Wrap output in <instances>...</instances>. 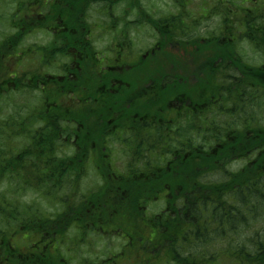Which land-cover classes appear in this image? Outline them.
I'll list each match as a JSON object with an SVG mask.
<instances>
[{
  "label": "trees",
  "instance_id": "1",
  "mask_svg": "<svg viewBox=\"0 0 264 264\" xmlns=\"http://www.w3.org/2000/svg\"><path fill=\"white\" fill-rule=\"evenodd\" d=\"M96 2L134 12L143 6L142 0H80L84 22ZM47 4L0 0V22L6 23L0 34V264H68L52 261L64 254L63 247L115 230L126 244L102 264L122 259L126 264H264V133L255 139L259 154L253 164L231 165L220 160L222 148L213 149L222 134L210 144L203 133L193 132L198 107L169 115L161 110L166 98L142 99L139 92L128 105H100L101 113L118 111L119 120L127 117L132 127L126 165L110 168V157L99 151L107 121L97 122V104L87 92L79 94L77 68L71 72L76 79L65 70L78 57L29 39L46 25ZM213 5L218 19L212 30L206 16L190 19L184 10L157 16L140 12L154 30L155 44L124 72L134 88L135 82L162 78L173 82L166 89L174 84L180 93H191V102L205 103L201 82L213 78L212 52L240 56L245 63L240 52L230 50L235 39L241 49L243 42L264 48V15L253 2L215 0ZM127 13L111 24L124 26ZM83 28L79 66L102 55L84 39L87 24ZM122 39L134 42L130 35L117 40ZM260 69L251 71L254 78L262 79ZM152 93L159 94L158 87ZM165 154L170 156L163 159ZM163 188L168 196L160 203Z\"/></svg>",
  "mask_w": 264,
  "mask_h": 264
},
{
  "label": "flooded vegetation",
  "instance_id": "2",
  "mask_svg": "<svg viewBox=\"0 0 264 264\" xmlns=\"http://www.w3.org/2000/svg\"><path fill=\"white\" fill-rule=\"evenodd\" d=\"M253 2V9L261 12V3L259 0H249ZM47 2V1H46ZM48 0V20L44 28L40 31H44L45 35H48V39L44 40L45 44L49 46L52 52L57 54H69L78 57V61L71 62L65 70H71L67 73V76L72 79L77 78V85L80 88L79 94L84 97L87 92L86 97H91L92 100L97 104L98 110L94 113L100 122L102 119L107 121V123H112V117H116V123L113 128H109L105 131L106 136L100 147L99 151L102 153L105 159L110 157L108 166L111 168L122 169L126 165L127 157L126 152L131 147V139L128 136L129 131L132 129L127 117L124 120H119L118 111H112L108 113L100 112V105L109 101H121L126 102L136 97L134 95L140 94V98H146L148 100H156L159 98H166V106L162 107V113L169 115H178L185 110H193L198 107L199 112L198 117L192 123L193 132L202 133L204 130H209L213 136L210 144L216 143V135H220V144H214L213 149L222 148V157L220 160L229 161L231 165L237 163V165H245L249 163H254L259 154V148L255 145V139H258L260 133H264V62L261 65L263 74L262 79L258 77H253L255 74L252 69H248L250 72L245 74L244 70L249 66V63L245 60V63L241 60L240 56H234L226 52H219L220 55H214L212 52L211 66L214 68V73H212L213 78H209L207 82H201L203 87V96L205 103L195 104L191 102V93L185 94L180 93L178 88L165 86L173 82H164V79L160 78V82H135L137 83L131 85L125 78L124 72L127 70L129 72L136 62L138 55L141 54L143 57L146 55V51L139 52V54H133V43L123 40V43L118 42V38L129 36L128 33L121 31L118 27H115L111 33V46L107 47L101 45V48H97V41L100 38L92 37V28L90 23L103 22L101 19L97 20L99 17L96 14L99 13L98 7H102L100 16H107L109 19L114 18L115 14L112 12L111 6H106L102 2H96L94 8L87 15V21L84 22L83 9L80 0ZM120 6V5H119ZM242 4H240V7ZM236 13L237 8H233ZM230 10L231 12L233 11ZM106 12L107 14H104ZM53 16V17H50ZM114 21V20H113ZM132 22V21H131ZM87 24V32L84 36L86 40H92V45L102 53V58L88 57L89 64L85 61L82 66H79V61L84 54L81 39L83 38L84 28L83 25ZM107 24V23H106ZM113 28L116 25L110 24ZM93 27V26H92ZM105 29L106 26H103ZM237 35V34H236ZM115 39H114V38ZM239 41L243 38L240 35ZM44 38V35H43ZM117 40V41H116ZM225 39L224 41H226ZM235 39L234 46L230 49L232 52L238 54L239 52L242 56H252L255 53H259L264 60V48L262 50H257L255 45L257 42L248 44L243 42V48H238ZM244 43L252 48L254 51H247ZM92 47V46H90ZM91 53L86 50V54ZM231 56V58H230ZM93 62H92V61ZM96 60V61H95ZM262 60V61H263ZM104 62L103 64H100ZM191 65V63H189ZM77 68L76 78L72 70ZM181 69V67H179ZM118 74L117 78L116 75ZM51 75H49L50 77ZM64 75L58 76L61 80ZM121 79V80H120ZM128 81V82H127ZM168 81V80H167ZM196 82H191V87L195 85ZM159 85V86H158ZM156 87H158V93H156ZM87 89V90H83ZM170 88H173L170 90ZM135 89V91H134ZM82 92L84 94H82ZM134 92V93H133ZM155 92L156 94L152 93ZM147 95V97H145ZM157 95L158 98L156 97ZM196 105V106H195ZM193 112H195L193 110ZM165 114V115H166ZM195 115V114H194ZM167 116V115H166ZM164 117L169 119L168 117ZM100 117V118H98ZM107 119V120H106ZM159 121V122H158ZM156 122L163 125V120H157ZM94 124V122L92 121ZM171 123V122H170ZM202 126L206 128H201ZM80 127H83L81 125ZM200 127V128H199ZM170 131L169 128L165 127V131ZM245 137V139H244ZM215 141V142H214ZM162 144L165 143L163 140ZM189 149H191V142L189 144ZM191 155V152L188 153ZM170 154H165L163 159ZM98 158V156H97ZM235 165V164H234ZM161 200L168 196L167 189H159ZM120 230V228H118ZM122 235L123 232L120 231ZM64 262H66L64 260ZM102 264L101 261H99ZM96 263V264H97Z\"/></svg>",
  "mask_w": 264,
  "mask_h": 264
},
{
  "label": "rangeland",
  "instance_id": "3",
  "mask_svg": "<svg viewBox=\"0 0 264 264\" xmlns=\"http://www.w3.org/2000/svg\"><path fill=\"white\" fill-rule=\"evenodd\" d=\"M261 3V10L264 13V0H259ZM179 3H183L184 5L176 6L174 2L171 0H142L143 6L141 9H136L137 11H131L130 7H126L123 5H120L119 7L115 8L112 12L115 14L114 18L109 19L107 16H100V12L102 11V7H98L99 13L97 15L99 19L103 22L98 23H90V26L92 28V37L100 38L97 43V48H101V45H105L107 47L111 46V32L114 31L113 29L115 27H118L119 30L124 31L128 33L131 38L134 40V47H133V54H139V52L144 53V51H147L152 44L154 43L155 35L154 30L150 28L145 22L142 20L143 17L146 15H143L141 18L139 16L140 12L142 13H152L153 15H161L164 13H177L178 11H181L185 13L186 11L187 15L193 18H201V16H206L208 18L207 21V29L212 30L216 26L217 17L213 13V3H215V0H179ZM144 8V9H143ZM184 10V11H182ZM128 11L125 18H123V22L125 23L124 26L117 25L113 28L110 26L111 22H116L119 16H122L124 12ZM92 14V12H91ZM90 14V15H91ZM104 14H107L104 12ZM126 14V13H125ZM3 13L0 14V19L3 18ZM142 20V21H141ZM132 21V22H131ZM107 23V24H106ZM6 23L0 22V34L3 30L6 29L5 27ZM140 25V26H139ZM93 26V27H92ZM103 26H106L104 29ZM179 32V30H178ZM201 32H203V28L201 29ZM44 35V38H43ZM46 38L48 39V35H45L43 31H40L39 33L35 35H30L29 39H32L34 41H46ZM245 48L247 51H254L252 48L247 46L245 43ZM141 55V54H139ZM101 56H95L99 59L102 58ZM245 60L249 63V67L252 70H259L261 65L256 64H262L264 62L262 56L257 52L253 54L252 56L245 57ZM263 60V61H262ZM96 61V60H95ZM104 62H101L100 64H103ZM200 128V127H199ZM201 128H206L202 126ZM203 136H200L206 143L212 141V134L209 130H204ZM237 164V163H234ZM89 178H92L90 175ZM28 197V196H27ZM162 203V200L161 202ZM159 207V205L157 204ZM118 234V235H117ZM119 236V232L117 231H110L106 233H102L101 231H98L96 235L93 236V234H89V237L85 241H80L79 244H73L72 246H66L63 247L64 254L63 255H57L54 256V262H61L62 260H68V264H91L94 262H98L103 260V258H106V255H118L121 252L122 246L126 244L125 239ZM20 242V239L18 240ZM54 249L53 244L50 246ZM62 256V257H61ZM67 263V262H66ZM97 263V264H98ZM119 264H126L124 263V260H120Z\"/></svg>",
  "mask_w": 264,
  "mask_h": 264
}]
</instances>
